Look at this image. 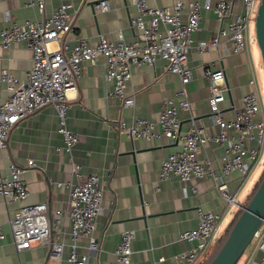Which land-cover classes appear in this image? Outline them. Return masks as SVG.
<instances>
[{
	"label": "crops",
	"instance_id": "1",
	"mask_svg": "<svg viewBox=\"0 0 264 264\" xmlns=\"http://www.w3.org/2000/svg\"><path fill=\"white\" fill-rule=\"evenodd\" d=\"M28 1L0 0V30L7 25L6 15L19 22L26 18L42 21L52 14L60 1H70L73 5L72 29L49 42V49H56L62 42L72 45L79 37L95 44L100 34L107 40H115L118 32L127 42L134 38L135 31L130 25V19L136 15L133 0H106V11H95L93 4L100 0H43L41 10L36 5H27ZM145 1L150 6H171L172 3L171 0ZM183 1L189 3L193 0ZM198 1L201 4L209 1L214 5L218 0ZM228 1L233 12L240 11L242 0ZM229 19L225 17L220 23L211 9L201 8L200 28L191 35L193 44L200 40L210 41L219 27L227 26ZM250 51L232 54L230 42L224 36L219 37L217 47L189 51L187 62L192 69V79L185 85V91L190 111L178 109L180 135L188 127L190 116L208 135L219 132L218 125L209 116L207 69H223L226 92L219 107L224 118L233 116L241 106L243 94L250 90L251 68L256 69ZM103 63L102 57H98L95 63L84 62L75 88L67 92L66 122L78 137L72 148V158L80 165L78 181L97 173L102 187V207L94 229L99 248L90 253L88 264H117L113 251L124 230L134 233L130 264H177V253L188 247L186 242L178 240L179 235L196 227L197 208L218 213L223 211L224 201L209 175L189 180L176 176L159 179L162 159L170 151L180 148L181 138L176 141L165 137L131 139L116 127L118 121L129 122L133 115L157 124L165 101L177 102L176 92L180 84L176 75L165 71L164 61L156 58L152 65H132L126 92L133 96L134 104L128 107L110 95L112 84L105 79ZM30 65L31 51L25 41H14L7 48L0 45V69H7L19 83L25 80ZM8 95L6 84L0 81V102ZM58 126L55 108L45 105L23 117L10 131L6 146L0 148V173H7L10 163L24 168L22 178L29 192L25 199L11 202L0 195V228L5 233L0 242V264L46 262L49 251L46 245L34 243L27 250L15 251L9 220L20 206L27 203L46 202L51 210L65 206L67 189L55 182L69 179L75 182L76 179L71 176L70 157L63 149ZM205 152L214 169L218 170L223 148L208 143ZM203 156L199 155L200 158ZM28 160L34 163L31 167L27 166ZM238 183L239 174L232 172L230 190H234ZM255 183L250 176L245 186ZM227 220L228 217L220 226ZM78 242V252H86V239L80 238ZM65 256L62 264H69ZM238 264H264V250L256 248L253 241Z\"/></svg>",
	"mask_w": 264,
	"mask_h": 264
},
{
	"label": "built area",
	"instance_id": "2",
	"mask_svg": "<svg viewBox=\"0 0 264 264\" xmlns=\"http://www.w3.org/2000/svg\"><path fill=\"white\" fill-rule=\"evenodd\" d=\"M171 1V6H150L145 0H133L136 15L130 19V25L135 34L129 42L118 32L115 40H107L100 34L97 42L91 44L86 38L79 37L72 45L62 42L56 49H49L48 43L72 29L73 5L70 1H60L52 14L42 21L26 18L19 22L6 15L7 25L0 30V45L7 48L14 41H25L31 51V65L22 83L7 69H0V81L9 90L8 97L0 102V148L6 146L10 131L23 117L45 105H52L58 116L63 149L70 157L71 176L76 179L75 182L72 179L55 182L67 189L63 208L51 210L46 202H37L17 209L9 220L11 242L16 252L27 250L36 243L50 248L45 264H62L64 254L69 264H88L90 253L99 248L94 229L102 207L100 177L91 173L82 182L78 181L81 177L80 165L72 158V148L78 137L66 122L69 107L67 92L75 88L83 63H95L98 57L104 59V76L112 84L110 95L120 99L126 107L134 104L133 96L126 92L132 65H152L156 58H160L164 61L165 71L178 78V100L176 103L171 99L165 101L157 124L136 115L129 122L120 120L116 124L117 129L131 139L165 137L176 141L181 138L180 148L170 151L162 159L159 179L176 176L189 180L209 175L224 201V209L218 213L197 208L196 227L179 235L178 240L186 242L188 247L177 253V264L199 263L206 250L213 249L221 239L222 221L233 210L240 209L242 204L237 197L264 158V103L256 69L251 68L250 90L243 94L241 106L228 119L223 117L219 107L226 92L224 71L222 68L205 71L209 81V116L218 125V133L208 135L190 116L188 127L180 135L178 109L190 111L185 91V85L192 79V69L187 62L189 51L217 47L219 37L224 36L230 42L232 54L248 52L249 23L255 19L260 0H242L239 12L232 11L228 0H218L214 5L209 1L203 4L198 0L189 3ZM43 3V0H29L27 5H36L41 10ZM93 7L95 11L108 10L106 0L98 1ZM201 8L211 9L220 23L225 17L230 19L225 28L219 27L210 41L200 40L193 44L191 35L200 28ZM208 143L223 148L218 170L214 169L206 155ZM200 154L204 156L200 158ZM33 164L32 160L27 161L28 167ZM23 172L24 168L10 163L7 173H0V195L4 200L11 202L28 196ZM232 172L239 174V183L234 190L229 188ZM133 237L132 230L121 232L113 251L117 264H130ZM4 238L5 233L0 228V242ZM80 238L86 239L87 251L83 253L78 252ZM252 241H255L256 248L264 250V220Z\"/></svg>",
	"mask_w": 264,
	"mask_h": 264
},
{
	"label": "water",
	"instance_id": "3",
	"mask_svg": "<svg viewBox=\"0 0 264 264\" xmlns=\"http://www.w3.org/2000/svg\"><path fill=\"white\" fill-rule=\"evenodd\" d=\"M254 25L256 41L264 66V0H260L258 4ZM263 220L264 172L217 245L201 264H236Z\"/></svg>",
	"mask_w": 264,
	"mask_h": 264
},
{
	"label": "rangeland",
	"instance_id": "4",
	"mask_svg": "<svg viewBox=\"0 0 264 264\" xmlns=\"http://www.w3.org/2000/svg\"><path fill=\"white\" fill-rule=\"evenodd\" d=\"M249 31H250L249 49L251 50L250 52H251V55H252L253 60L255 62L256 75H257L260 87L263 89L262 100L264 103V66L262 63L260 51H259L257 41H256L254 20L249 23ZM263 172H264V158H263L262 162L255 168V170L253 171V173L251 175V179L254 181V183L260 179ZM253 187H254V184L245 186L244 189H242V191L239 193L237 200L239 202L243 203L245 201V199L248 198V195H250L251 191L254 189ZM237 213L238 212H234V210H233L230 214H228V216H227L228 220L223 223L222 227L220 226V232H222V235H223V232L225 233L230 222L233 220V218L235 217V215ZM252 242L253 241H251L249 245H251ZM211 251H212V249L208 248L206 250L205 254H203V257L201 258L199 263H197V264H201L208 257V255L211 253ZM63 261H64V256H63Z\"/></svg>",
	"mask_w": 264,
	"mask_h": 264
},
{
	"label": "trees",
	"instance_id": "5",
	"mask_svg": "<svg viewBox=\"0 0 264 264\" xmlns=\"http://www.w3.org/2000/svg\"><path fill=\"white\" fill-rule=\"evenodd\" d=\"M258 182V181H257ZM256 182V183H257ZM256 183L254 184V187H255V185H256ZM253 187V188H254ZM252 192V191H251ZM248 197H249V195H248ZM246 200H247V198L245 199V201L243 202V204L246 202ZM239 211V209L236 211V212H238ZM244 255V254H243ZM243 255L240 257V259L237 261V263L236 264H238L239 262H240V260L242 259V257H243Z\"/></svg>",
	"mask_w": 264,
	"mask_h": 264
}]
</instances>
